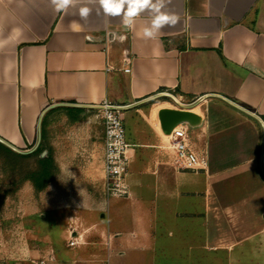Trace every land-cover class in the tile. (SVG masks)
I'll list each match as a JSON object with an SVG mask.
<instances>
[{"label": "crops", "instance_id": "obj_1", "mask_svg": "<svg viewBox=\"0 0 264 264\" xmlns=\"http://www.w3.org/2000/svg\"><path fill=\"white\" fill-rule=\"evenodd\" d=\"M85 6L91 11L81 18ZM163 11L178 22L145 37L150 10L127 27L98 0H75L59 13L51 0H0L1 139L29 151L41 118L47 132L60 110L70 117V105L122 107L128 195L104 189L101 117L96 154L79 160L52 147L57 190L84 175L101 180L102 195L66 209L65 252L49 234L36 235L51 244L50 264H264V0H170ZM165 93L190 101L201 119L182 124L206 163L198 171L174 167L145 112L143 101ZM80 109L100 116L99 108ZM87 155L95 159L89 174L76 168ZM73 185L67 194L76 196Z\"/></svg>", "mask_w": 264, "mask_h": 264}, {"label": "rangeland", "instance_id": "obj_2", "mask_svg": "<svg viewBox=\"0 0 264 264\" xmlns=\"http://www.w3.org/2000/svg\"><path fill=\"white\" fill-rule=\"evenodd\" d=\"M165 101L168 104L164 106L178 108L171 100ZM165 101L156 100L148 103L145 106V112L149 114L154 106ZM183 101L187 104L191 103L188 100L183 99ZM151 115L150 121L161 133V147H170V140L160 129L158 113L154 118ZM53 122V126L47 130L46 143L51 148L60 147L64 155H75L81 160L83 156H86L87 151L88 154H96L90 147H102L101 119L97 111L86 110L78 116L76 121H72L63 110H60ZM261 147H263V136ZM91 155H87L89 163L76 165L79 171H86L89 174L88 171L94 168L95 159ZM4 165V159L0 158V264H50L55 261L54 257L50 256L51 244L39 242L36 235L49 234L55 244L65 252L67 249L65 242L61 240V228L65 224L66 209L77 204L74 199L83 202L84 199L100 198L101 180L86 179L81 174L82 176L74 181L75 185L73 181L70 183L64 181L62 185L64 190H60L62 186L58 190L54 186L56 179L41 192H36L30 182L23 183L15 190L11 186L9 173L4 170ZM72 185L78 192L76 196L67 194L66 188ZM58 191H60L59 194ZM83 191L88 195L83 196L81 194ZM37 251L44 252L43 257L37 256Z\"/></svg>", "mask_w": 264, "mask_h": 264}, {"label": "built area", "instance_id": "obj_3", "mask_svg": "<svg viewBox=\"0 0 264 264\" xmlns=\"http://www.w3.org/2000/svg\"><path fill=\"white\" fill-rule=\"evenodd\" d=\"M137 17H139V14L132 17V23ZM112 69L113 67L109 66L107 70ZM123 71L130 73L131 69L126 68ZM165 95L169 97H164V99L166 98L174 102L178 106L177 109L190 106L178 95L173 93H165ZM100 107V117L104 127L105 190L110 196L123 197L129 193L126 182L129 163L126 153L129 144L126 141L125 127L121 117L122 107L113 105L107 101H104ZM167 137L170 140L169 148L173 155V165L177 170L198 171L205 166L206 163L201 160L198 153L190 145L187 126H177ZM76 244V239L71 235L69 246L73 247Z\"/></svg>", "mask_w": 264, "mask_h": 264}, {"label": "trees", "instance_id": "obj_4", "mask_svg": "<svg viewBox=\"0 0 264 264\" xmlns=\"http://www.w3.org/2000/svg\"><path fill=\"white\" fill-rule=\"evenodd\" d=\"M160 100V99H158ZM160 101H165L161 99ZM70 118L76 121L84 109L69 108ZM47 132L43 125L41 129V142L38 148L30 154H18L2 143H0V158L5 161L4 170L9 173L11 186L14 189L20 188L25 182H30L36 192L45 190L59 174L58 166L54 159V152L50 145L46 143ZM46 156L41 157L43 152Z\"/></svg>", "mask_w": 264, "mask_h": 264}, {"label": "clouds", "instance_id": "obj_5", "mask_svg": "<svg viewBox=\"0 0 264 264\" xmlns=\"http://www.w3.org/2000/svg\"><path fill=\"white\" fill-rule=\"evenodd\" d=\"M100 7L105 15H121L124 16V24L131 26L132 17L138 15L141 11L150 10L155 13L152 26L144 29L145 37H155L157 31L162 27L174 26L178 22L176 15H170L163 11L170 0H98ZM75 0H51V5L56 12H67L68 8L73 6ZM127 5V10H125ZM91 9L87 6L79 9L81 18H86ZM73 28L78 29V25L73 22Z\"/></svg>", "mask_w": 264, "mask_h": 264}, {"label": "water", "instance_id": "obj_6", "mask_svg": "<svg viewBox=\"0 0 264 264\" xmlns=\"http://www.w3.org/2000/svg\"><path fill=\"white\" fill-rule=\"evenodd\" d=\"M164 97H169L167 95H157L155 97H151L145 101H143L144 103H150V102H153L154 100H158L160 98H164ZM232 106L238 108L239 110H241L242 112L246 113L247 115L253 117L254 119L256 120H259L260 119L250 113L249 111L243 109V108H240L238 107L237 105L229 102ZM58 106H63L61 104L59 105H52L51 107H49L48 110L50 109H53L55 107H58ZM72 107H77V108H91V109H94V108H101V107H92V106H81V105H70ZM190 106H184L183 109H169V108H165V109H161L159 112H158V117H159V121H160V126H161V129H162V132L164 135H170L173 131L174 128H176L177 126L179 125H182V124H189L190 126L192 127H197L198 125H200L201 123V119L198 115H196L195 113H192L190 112ZM42 119V118H41ZM40 119V122H39V139H38V143L37 145L29 150V151H23V150H20L16 147H14L13 145L9 144L8 142L4 141L3 139L0 138V143H2L3 145H5L6 147H8L9 149H11L12 151L18 153V154H30L32 152H34L40 142H41V122L42 120ZM47 152H43L41 157H44L46 156Z\"/></svg>", "mask_w": 264, "mask_h": 264}, {"label": "bare ground", "instance_id": "obj_7", "mask_svg": "<svg viewBox=\"0 0 264 264\" xmlns=\"http://www.w3.org/2000/svg\"><path fill=\"white\" fill-rule=\"evenodd\" d=\"M164 105L165 104H159V105L154 106L153 109H152V111H151V114H152L151 117L154 118L155 114L158 113L159 108L162 107V106H164ZM195 111H197V110H195ZM165 137L168 139L167 135H165Z\"/></svg>", "mask_w": 264, "mask_h": 264}]
</instances>
